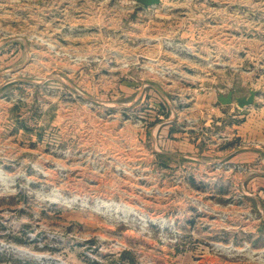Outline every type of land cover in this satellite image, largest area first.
Instances as JSON below:
<instances>
[{
  "label": "rangeland",
  "instance_id": "obj_1",
  "mask_svg": "<svg viewBox=\"0 0 264 264\" xmlns=\"http://www.w3.org/2000/svg\"><path fill=\"white\" fill-rule=\"evenodd\" d=\"M0 264H264V0H0Z\"/></svg>",
  "mask_w": 264,
  "mask_h": 264
},
{
  "label": "crops",
  "instance_id": "obj_2",
  "mask_svg": "<svg viewBox=\"0 0 264 264\" xmlns=\"http://www.w3.org/2000/svg\"><path fill=\"white\" fill-rule=\"evenodd\" d=\"M222 105L226 106V104H223V103H222ZM229 105L230 104H227V106H229ZM222 114H224L223 115L224 117H222V118L224 120H226V124H227V128H228L229 133H231V134L233 133V134L240 136V124H237V122H236L237 119H235V118L240 117V109H237V107L235 105H233L229 108V110H227L226 114L223 111H222Z\"/></svg>",
  "mask_w": 264,
  "mask_h": 264
},
{
  "label": "water",
  "instance_id": "obj_3",
  "mask_svg": "<svg viewBox=\"0 0 264 264\" xmlns=\"http://www.w3.org/2000/svg\"><path fill=\"white\" fill-rule=\"evenodd\" d=\"M144 5H156L162 2V0H137ZM219 99L224 104H230L234 101V92L230 91L227 94H220Z\"/></svg>",
  "mask_w": 264,
  "mask_h": 264
}]
</instances>
